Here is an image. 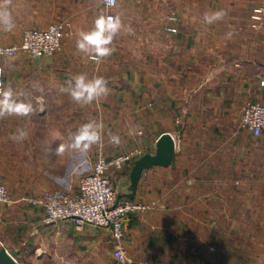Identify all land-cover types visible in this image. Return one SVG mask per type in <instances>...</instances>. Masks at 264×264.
Wrapping results in <instances>:
<instances>
[{
    "label": "crops",
    "instance_id": "obj_1",
    "mask_svg": "<svg viewBox=\"0 0 264 264\" xmlns=\"http://www.w3.org/2000/svg\"><path fill=\"white\" fill-rule=\"evenodd\" d=\"M248 3L250 11L264 8V0H248ZM97 7L105 15L106 9L100 0H11L16 30L12 37L0 38V41L20 42L26 28L46 27L63 19H70L73 23L72 35L64 38L61 48L52 57L36 59L21 54L6 65L8 75L5 77V86L11 84L17 92L22 93L21 98L32 103L33 114L37 115L6 117L1 119L0 125V180L17 201L12 205L0 203V249L5 247L22 264L115 263L109 231L92 225L79 228L72 219L59 224H47L44 222V207L29 201L30 198L40 197L46 190L78 191L77 172L81 168L88 171L93 166L91 160L81 167L79 151L71 149L58 154L56 150L60 144H65L64 138L68 137L63 126L62 107L80 105L72 101L68 94L62 93L60 86L74 75L83 73L93 78L103 75L107 69V58L97 64L75 47L77 31L90 29L99 16ZM203 21L205 19L200 20V28H192L193 21L185 17L181 23L170 24L176 29L172 31L178 32L168 34V37H171L170 41L182 43V48L160 56L162 63L167 61L173 69L167 75L157 74L156 78V105L160 107L165 102L167 105V117H151V123L159 131L156 141L164 132L172 133L176 140L177 133H180L182 158L197 153L200 159L198 166L205 170L208 154L202 144L216 133L230 139L222 148L221 166L226 169L230 166L233 170L240 168L242 162L249 168L257 163V159L261 160L256 156L264 155V146L257 149L248 141L258 139L264 143V133L255 137L248 130L233 131L232 126L238 125L248 101L264 102V43L255 42L258 36L254 32V40L249 37L251 48L233 52L231 57L228 52L222 56L225 58L219 57L216 65L209 69L207 61L202 58L205 52L200 48L208 36L201 27L205 26ZM197 46L199 50L196 51ZM102 100L107 105V100ZM53 107L54 110H51ZM74 117L79 119L75 113L72 119ZM144 118L141 117V121ZM103 121V137L107 139V117H103ZM209 122L225 123L229 128L209 134ZM19 130L27 133L26 138L20 141L14 138L18 137ZM240 143L243 145L240 146ZM191 144L193 146L189 149ZM178 145L177 140L174 160L179 154ZM107 150L109 153L106 140V154ZM118 152L123 153L120 149L116 150ZM258 164L262 166L264 161ZM132 166V162H128L122 169L112 171L111 175L121 178L122 194L130 191ZM171 172V166H155L146 170L134 199L154 197L148 192L150 182L155 185L156 179L169 176ZM195 181L184 194H158L157 199L167 203L166 209L130 213L127 216L124 225L126 247L132 256L150 258L152 264H223L221 244H214V252L207 246V218L227 216L228 211L224 207L229 203L230 216H237L240 196L233 194L228 199L221 193L214 195L208 193V181L205 178L199 177ZM254 201L248 218H264V206H258ZM211 203H216L215 209H212ZM239 227L235 226L233 232L264 235V226L256 223L248 224L244 229ZM261 249L263 253L257 252L252 257L240 253L237 247L239 253L234 261L232 259L228 263L264 264V242L263 248L258 251Z\"/></svg>",
    "mask_w": 264,
    "mask_h": 264
},
{
    "label": "rangeland",
    "instance_id": "obj_2",
    "mask_svg": "<svg viewBox=\"0 0 264 264\" xmlns=\"http://www.w3.org/2000/svg\"><path fill=\"white\" fill-rule=\"evenodd\" d=\"M249 8L250 3H248V0H119L114 8V13L120 17L123 28L113 41L112 47L115 48V51L107 58V69L101 75L108 82L109 92L107 97H103L107 100V105L103 104L104 100L101 98L92 105H76L73 107L65 105L62 107L64 112L63 126L68 136L64 138L65 145L70 143V135L75 133L82 124L94 120L102 124L104 128L103 117H107V139L103 137L99 145H93L86 153L80 152L81 167H85L88 161L91 160L92 165H94L100 155L113 159L136 148L144 149L146 153L155 152L156 138L159 131L151 123V117H167L166 102L162 103L164 106L161 105L160 107H157L155 102L157 95L156 78L158 77L157 74L167 75L173 69L167 61L162 63L160 56L170 50L182 48V43L170 41L171 37H168V34L172 35V33L178 32L170 30L173 28L170 25L172 22L181 23L184 17L191 18L193 21L192 28H200V20L204 19L206 13L211 14L217 11L224 13L221 19L211 24L203 21L205 26H201L208 34L206 42L201 43V51L205 52L202 54V58L207 61V67L211 69L219 61V57L221 59L225 58L222 56L227 55L228 52L231 57L233 52L237 53L251 48V39L254 32L258 36L255 42L264 43V12L257 13V8L253 9L254 11H250ZM96 9L97 15H100L99 7ZM257 14L261 15L262 19L258 20L253 17ZM238 21H241V23H238ZM15 30V28L11 32L0 30V38L12 37ZM0 43L15 44L18 42L1 40ZM195 50H199L198 46L195 47ZM16 57L0 59L4 83L5 77L8 75L6 65L9 60ZM162 91L165 94L167 93L166 90ZM54 108L51 110H54ZM73 113L79 119L75 117L72 119ZM30 116L37 117L35 114ZM141 117H145L143 121H141ZM228 128L225 123L221 122L207 123L209 134L212 131L227 130ZM232 129L233 131L242 130L239 129L237 124L234 127L232 126ZM177 134L179 154L171 165V174L156 179L155 185H152V182L149 181L148 192L153 194L154 197L141 200L133 198L132 200L141 204L142 208L132 213H146L166 209L167 203L158 200V194L164 196L172 195L175 192L178 195L184 194L188 186L196 182L195 179L203 177L208 181V193L214 195L221 193L228 199L233 194L240 196L237 204L239 206L238 215L233 217L234 219L230 216V203L228 206L225 204L226 208L224 207L225 211H228V215L225 212L223 213L227 216L223 218L209 216L207 218V246L209 250L214 252V244L219 242L222 245H220L222 248L220 251L223 264H231L228 261L235 260L239 253L236 250L237 247H239L240 253L252 257L257 252L263 253L262 249L258 251L263 248V234L234 233L233 230L236 229L235 226H241L239 228L244 229L243 227H247L248 224L252 225V223H256L261 227L264 226V218L260 216L248 218L247 216L254 200L258 206H264V165L258 164L259 161H264V155H257L256 157H260L261 160L257 159V163L252 164L249 168L240 162V168L231 170V167L227 166L229 169H226V167L221 166L222 164L219 161L223 156H221L222 148L227 145L226 142L230 139L223 138L215 133L213 137L206 138L202 144V147L207 148L208 154V161L204 166L206 169L203 170L198 166L200 159L197 153L191 156L187 154L182 158L183 144L180 142L182 138L180 133ZM112 135L119 136L120 143L118 145L111 143L110 137ZM106 140L107 148L111 152L108 153L107 150V154L104 151ZM248 142L252 143L257 149L264 146V143L258 141V139H252ZM17 144L20 145V142H17ZM242 145L240 143V146ZM192 146L191 144L189 149ZM117 149L122 150L123 153H116ZM66 150L70 151L71 149ZM192 162L196 165H193ZM83 170L81 168L78 172L76 171L79 173V178L91 169L88 171ZM113 176L111 175L114 183L121 186L122 182L119 175ZM1 204L8 205L6 203ZM211 206L212 209H215L216 203H211ZM216 228L218 230H215ZM130 256L138 261H148L152 264L150 258L134 257L131 254Z\"/></svg>",
    "mask_w": 264,
    "mask_h": 264
},
{
    "label": "built area",
    "instance_id": "obj_3",
    "mask_svg": "<svg viewBox=\"0 0 264 264\" xmlns=\"http://www.w3.org/2000/svg\"><path fill=\"white\" fill-rule=\"evenodd\" d=\"M105 7V15H115L114 8ZM119 0H117V4ZM257 13L264 8L256 9ZM260 20L261 15H254ZM170 30H176L174 27ZM73 23L63 19L46 27L26 28L21 41L15 44L0 43V59L12 58L21 54L31 57H52L62 46L64 38L72 35ZM0 85H4L0 67ZM239 129L250 131L255 137L264 133V102L248 101L242 111ZM146 151L136 148L128 153L108 159L100 155L91 170L79 178V189L46 190L38 198L29 201L44 207V222L59 224L74 220L79 228L87 225L106 229L113 240V255L116 264H150L148 261H138L130 256L126 247L125 220L127 216L142 208V205L131 198L122 197L121 186L115 184L110 173L113 169L120 170L128 162H134ZM0 202L12 205L17 201L12 197L8 187L0 180ZM16 264H22L16 259Z\"/></svg>",
    "mask_w": 264,
    "mask_h": 264
},
{
    "label": "clouds",
    "instance_id": "obj_4",
    "mask_svg": "<svg viewBox=\"0 0 264 264\" xmlns=\"http://www.w3.org/2000/svg\"><path fill=\"white\" fill-rule=\"evenodd\" d=\"M107 8L117 5V0H102ZM222 11L205 14L204 19L211 24L223 17ZM15 21L11 12V0H0V30L11 32ZM123 23L119 16L101 14L96 17L93 26L88 30H78L75 47L79 53L99 64L110 57L115 48L112 47L117 34L122 30ZM108 82L101 76L89 78L80 73L74 75L60 86V91L70 96L71 100L81 106L90 105L94 101L108 95ZM22 93L17 92L11 84L0 85V119L6 117H28L34 113L31 102L22 99ZM27 133L19 130L16 139L26 138ZM103 138V125L92 120L82 124L75 133L71 134L70 143L60 144L57 153L62 154L66 149L86 153L93 145H99ZM111 143L118 145L119 136L112 135Z\"/></svg>",
    "mask_w": 264,
    "mask_h": 264
},
{
    "label": "water",
    "instance_id": "obj_5",
    "mask_svg": "<svg viewBox=\"0 0 264 264\" xmlns=\"http://www.w3.org/2000/svg\"><path fill=\"white\" fill-rule=\"evenodd\" d=\"M39 59V57H35ZM177 155V140L170 132L162 133L156 141L155 152H148L134 161L130 172L129 193L122 197L135 198L146 170L155 166L169 167ZM0 264H16V259L5 247L0 249Z\"/></svg>",
    "mask_w": 264,
    "mask_h": 264
}]
</instances>
